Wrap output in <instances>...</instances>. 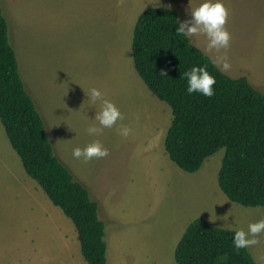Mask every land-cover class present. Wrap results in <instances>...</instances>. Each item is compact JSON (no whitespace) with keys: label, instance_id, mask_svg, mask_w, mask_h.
Here are the masks:
<instances>
[{"label":"rangeland","instance_id":"374dc122","mask_svg":"<svg viewBox=\"0 0 264 264\" xmlns=\"http://www.w3.org/2000/svg\"><path fill=\"white\" fill-rule=\"evenodd\" d=\"M21 79L44 122L53 154L89 191L104 224L110 264H176L175 248L188 225L203 218L211 225L247 231L264 219L261 208L230 202L219 190L221 149L195 173L181 171L164 148L172 115L152 96L133 67L132 34L139 15L157 4L139 0H1ZM230 18L232 61H249L258 43V23L245 0H235ZM238 55V56H235ZM238 57V58H237ZM212 61V60H211ZM216 65V64H215ZM217 66V65H216ZM218 67V66H217ZM248 81V80H247ZM98 88L124 115L100 136ZM132 133L122 137L118 128ZM99 140L109 150L85 163L72 150ZM247 247L264 264V232ZM0 264H87L72 222L53 206L24 172L0 123Z\"/></svg>","mask_w":264,"mask_h":264},{"label":"trees","instance_id":"16d2710c","mask_svg":"<svg viewBox=\"0 0 264 264\" xmlns=\"http://www.w3.org/2000/svg\"><path fill=\"white\" fill-rule=\"evenodd\" d=\"M178 12L151 8L138 17L131 43L136 74L172 115L164 148L181 171L195 173L219 150L220 192L232 203L264 211V88L231 79L189 39L176 35ZM0 0V123L26 175L72 222L87 264H107L98 204L53 154L44 122L21 79ZM206 66L215 77L214 96L188 95L185 71ZM233 230L197 218L175 251L176 264H256L247 248L235 250Z\"/></svg>","mask_w":264,"mask_h":264},{"label":"clouds","instance_id":"9594fccd","mask_svg":"<svg viewBox=\"0 0 264 264\" xmlns=\"http://www.w3.org/2000/svg\"><path fill=\"white\" fill-rule=\"evenodd\" d=\"M190 19L179 22L176 29V35L191 40L196 35H204L207 39V51L227 50L230 47L231 34L225 27L229 11L224 6L223 0H202L195 8L190 9ZM213 63L220 64L223 71H228L231 65L228 63L227 56L217 57ZM183 78L187 81L186 92L188 95L199 93L204 97L214 96L213 85L216 79L208 71L206 66H193L185 71ZM88 100L92 104L99 102L100 111L95 114L97 125H91L86 129L89 136H100L104 129L113 128L118 121L124 120V115L118 107L111 101L104 98V94L98 88H91L88 94ZM119 134L127 138L132 129L125 125L118 128ZM109 155V150L103 146L99 140H95L85 147H75L72 150V156L75 159H82L87 163L93 158H104ZM232 230L231 223L225 225ZM264 232V219L248 225L247 231L239 229L234 231L232 245L235 250L250 247L258 244L260 241L256 238Z\"/></svg>","mask_w":264,"mask_h":264},{"label":"crops","instance_id":"0c3cea01","mask_svg":"<svg viewBox=\"0 0 264 264\" xmlns=\"http://www.w3.org/2000/svg\"><path fill=\"white\" fill-rule=\"evenodd\" d=\"M93 1V0H88ZM115 0H105V6L108 3H111ZM141 1L136 2L134 5V8L138 7L139 4L146 2H151L153 4H157L156 7L152 8H163V9H169L178 12L180 17V22L190 19V9L197 7L202 0H139ZM235 0H223L224 6L229 11V17L228 21L225 25V27L230 29V18L233 17L234 11H235ZM249 7H253L254 11L258 10V23L259 26L256 27V29L253 31L257 35V41L258 43L255 45V47L250 51V60L249 61H232V57L234 56L232 54L237 52L238 45L231 48L230 47L227 50L221 49L219 52L213 50V51H207V39L204 35H196L191 38L189 41L190 44L203 52L207 57H209L212 62L216 60V58L227 56L228 63L231 65L230 69L228 71H223L221 69L220 64H216L218 68L226 74L231 79H240V78H246L251 86L254 88H264V0H245ZM107 8V6H106ZM151 9V8H148ZM146 10V9H145ZM229 31V30H228ZM230 32V31H229ZM233 34H231L232 39ZM238 56V55H235ZM238 58V57H237ZM107 264H110L107 260ZM118 264V263H116Z\"/></svg>","mask_w":264,"mask_h":264}]
</instances>
